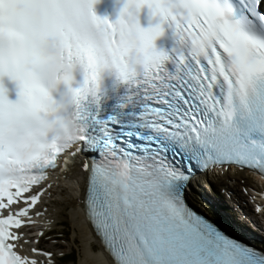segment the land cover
I'll use <instances>...</instances> for the list:
<instances>
[{
	"label": "snow or ice",
	"instance_id": "1",
	"mask_svg": "<svg viewBox=\"0 0 264 264\" xmlns=\"http://www.w3.org/2000/svg\"><path fill=\"white\" fill-rule=\"evenodd\" d=\"M97 2L0 0V264H37L21 230L58 166L110 264H264L188 202L264 176V0Z\"/></svg>",
	"mask_w": 264,
	"mask_h": 264
},
{
	"label": "bare ground",
	"instance_id": "2",
	"mask_svg": "<svg viewBox=\"0 0 264 264\" xmlns=\"http://www.w3.org/2000/svg\"><path fill=\"white\" fill-rule=\"evenodd\" d=\"M61 174V173H59ZM229 181H234V186L241 184L242 180L245 181L244 185L248 186L249 189H252V191H258L261 193V195L264 196V184L262 183V186L251 180L247 173H241L240 175H236L233 173L229 174V178L226 179ZM52 187L48 189V191L42 196L40 204L37 206V210H40L43 212L42 216H32V219L36 221V223L33 225V228L31 227L30 230H24L22 233L27 236L29 239L28 248L32 247L30 243L32 241H36L37 238H39V234L44 231L43 237H41L39 246H41L42 242L46 241V237H48L51 231L54 230L59 225H63L64 218L68 217L70 218V224H71V230H72V245L74 248L78 250V252L81 253V262L84 261L83 264H110V259L108 256L102 252V248L100 247L98 241L94 238L90 227L88 223L85 220V215L81 209V203H80V190L83 191L82 185H83V176L81 174H77L76 172L70 174L69 176H60L58 179H53ZM225 180L217 181L218 185L225 184ZM208 187H211L210 190L213 192V187L209 186L210 183L208 181L206 182ZM233 183V182H232ZM251 191V192H252ZM228 193V191H227ZM48 195V197H46ZM236 195V194H235ZM248 196H251V193L247 194ZM233 196V195H232ZM260 196V195H259ZM230 200V198H228ZM233 203L236 207V214H239L241 219L243 221H246L258 234L264 235V232H262L261 226L253 219L248 218V215L250 217L249 212H245L246 201L241 200L238 196H233ZM70 208L67 216L66 211ZM248 210V208H247ZM221 215H227V214H221ZM227 216H223V220L226 221ZM229 224H232V221L229 220ZM234 224V223H233ZM77 230L78 238L75 235L74 229ZM30 233V234H29ZM238 236H243L237 233ZM243 238V237H242ZM244 239V238H243ZM245 240V239H244ZM246 241V240H245ZM249 244H255L252 242V240L246 241ZM43 245V244H42ZM81 245V246H80ZM27 248V246H25ZM34 248V246H33ZM40 248V247H39ZM27 250V249H26ZM31 250V249H30ZM46 252H50V249H41ZM83 250V251H82ZM34 254V253H33ZM34 259L37 260V264H47V257H42L39 255L34 254ZM53 264H60L62 261L57 260L56 257H52ZM64 261V260H63Z\"/></svg>",
	"mask_w": 264,
	"mask_h": 264
},
{
	"label": "rangeland",
	"instance_id": "3",
	"mask_svg": "<svg viewBox=\"0 0 264 264\" xmlns=\"http://www.w3.org/2000/svg\"><path fill=\"white\" fill-rule=\"evenodd\" d=\"M243 182H245V181L242 180L241 184ZM224 183L227 184L229 187L230 186L234 187V185H233L234 181L227 180ZM241 191H239V193ZM241 193L243 194V191ZM202 194L204 196L206 195L205 191L203 190V188H202ZM248 200L251 201L250 199H248ZM216 204L219 205L218 200H217ZM231 210H232V208L230 207V211ZM245 212H249L247 210V207L245 209ZM67 214H68V211H66V216H67ZM248 218L253 219L251 215H250V217L248 215ZM69 220H70V218H68V217L64 218V221H65L64 225L65 226H62V225L61 226H57L55 228V230H53V232L51 233L52 236H49L47 238V240L44 241L43 247H44V249H47V250L50 249V252L53 254V257H56L59 260V263H60V261H62V263H60V264H80V262H81V259H80L81 258V253L78 252L76 247L74 248V246L72 245L73 243H72L71 239H72V234L73 233H72V230L70 229L71 225H70ZM72 229H74V228L72 227ZM74 231H75V235H76L77 239H79L78 238V234H77V230L74 229ZM54 237H55V240L52 239ZM64 257H66V258H64ZM83 263H84V261H82V264Z\"/></svg>",
	"mask_w": 264,
	"mask_h": 264
}]
</instances>
